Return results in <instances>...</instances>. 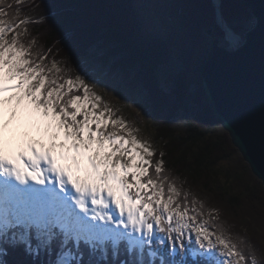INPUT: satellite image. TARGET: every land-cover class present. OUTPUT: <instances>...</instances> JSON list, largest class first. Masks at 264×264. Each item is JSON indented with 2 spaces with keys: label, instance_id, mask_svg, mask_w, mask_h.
<instances>
[{
  "label": "snow or ice",
  "instance_id": "1",
  "mask_svg": "<svg viewBox=\"0 0 264 264\" xmlns=\"http://www.w3.org/2000/svg\"><path fill=\"white\" fill-rule=\"evenodd\" d=\"M25 2L15 0L5 20L13 4L0 0V264L15 250L28 264H139L130 257L145 252H159V264H261L244 238L234 241L215 223L210 230L215 218L195 223L203 204L196 208L165 173L162 151L153 161L135 129L111 119L107 103L96 111L102 97L83 75L32 51ZM216 24L223 43L236 46L223 13ZM109 123L128 136L106 131Z\"/></svg>",
  "mask_w": 264,
  "mask_h": 264
},
{
  "label": "trees",
  "instance_id": "2",
  "mask_svg": "<svg viewBox=\"0 0 264 264\" xmlns=\"http://www.w3.org/2000/svg\"><path fill=\"white\" fill-rule=\"evenodd\" d=\"M170 1L178 29L168 34V40L182 64L180 71L168 77V91L160 88L157 71L161 63L171 58L160 38L141 32L140 17L132 0H26L19 7L22 9L20 18L27 15L33 20L27 25L28 35L24 40H35L33 52L47 53L45 63L55 58L60 67H67L75 77L79 72L77 60L90 55L92 47L102 48L99 59L104 64L111 61L113 69L128 78L131 75L132 86H142L156 146V154L151 159L158 160L159 153H164L165 173L175 177L183 191L198 196L188 199L198 201L196 208L202 203L204 215L208 211H221L222 197L228 194L239 211L248 199L253 205L258 199L264 205V186L214 118L202 90L198 68L208 56L211 37L208 29L211 35L222 40L220 29L214 23L213 5L210 0ZM7 3L13 4V8L7 9L9 15L3 17L5 20L15 15L17 7L15 0H7ZM220 11L239 35L250 27L252 16L241 0H220ZM24 27L21 25L17 31ZM221 43L224 45L223 41ZM192 86L196 89L195 95ZM185 107L192 108L193 113L181 122L177 119L178 113ZM221 161L228 163L221 167ZM149 171L154 172V165ZM244 197L245 201H241ZM189 207L191 209V204ZM193 214L190 210L189 215ZM224 215L228 216L226 212ZM225 216L219 214L214 223L222 225L230 235L243 238L240 231L232 229ZM262 239L258 244L253 239L252 242L264 250ZM256 256L264 264L263 257H258L257 253ZM5 258L8 264H28L30 260L19 250L12 251L11 255L6 253ZM130 258L139 264L147 261L159 264L161 260L159 252L154 257L145 252Z\"/></svg>",
  "mask_w": 264,
  "mask_h": 264
},
{
  "label": "rangeland",
  "instance_id": "3",
  "mask_svg": "<svg viewBox=\"0 0 264 264\" xmlns=\"http://www.w3.org/2000/svg\"><path fill=\"white\" fill-rule=\"evenodd\" d=\"M132 1L133 6L136 12L138 13V16L140 17L142 28L141 32L143 34H146L148 37L160 38V40L165 44L167 48L168 54L171 59L168 60V62L161 63L157 71V79L160 88L164 91H168L170 88V80H168V77L180 71L182 64L176 54L175 47L172 46V44L168 40V34H171L172 31L178 29L176 24V18L173 17V15L171 14V1ZM217 1L219 2L218 5H220V0ZM210 2L213 5V12H215L214 23L216 24L217 13L216 8L214 6L215 0H210ZM252 22L253 16L251 24ZM207 33L211 36V41L213 35H211L210 29H208ZM243 35H239L240 39L236 46H228L226 44L223 45L221 43L222 40L220 41V39H218L221 45L233 48L237 47L242 42ZM89 51L91 52L90 55H87L86 57L77 60L76 67L79 70L78 74L83 75L86 81L91 86L92 90L102 97V100L99 102V107L98 109H96V111L102 110L105 106V103H107L108 106L111 107L113 109V112L115 113V115H113L111 119H115L117 116L123 117L124 120L127 121L126 128L135 129L132 134L155 150L156 146L152 140L154 131L150 122V114L145 103V90L142 88L141 85L132 86L131 81L133 80H131V75L128 78L124 76L119 70L113 69L111 61L108 64H104L102 62L103 60L99 59V57L104 51L102 48L97 49L92 47ZM47 64L51 66V62L48 61ZM65 88H67V85H65ZM192 89L193 91H191L195 95V87L192 86ZM79 94L83 95L82 89H80ZM191 113H193L192 108H182L178 113L177 119L181 120L182 122L184 119L188 118ZM78 119H82V117H78ZM93 127L95 126L93 125ZM102 130L105 129L102 128ZM106 131H117L125 135L126 137L128 136V132L125 129H121L118 125L113 126L111 123H109ZM125 159H127V157H125ZM227 163V161H221L219 164L221 167H225ZM191 196L198 197L194 194H190V197ZM181 197L183 198V196ZM222 198L223 202L221 203V205L223 209H221V211H208L205 215L197 217V221L195 223L210 220V217L215 218L214 220H216L219 217V214L225 216L224 214L226 212L228 216L225 217L227 221L231 223L230 225L232 229L234 231H240L241 236H243V238L247 242V246L255 250L258 257L261 256V258L263 257L264 259V250L262 249V247L261 249H259L252 242V239L257 243L259 242L260 238H264V205L260 203L261 200H256L255 205H253L254 203L252 204V201L248 199L245 203L242 202L243 205L241 206L243 207L240 209L242 211H239V208H237L236 210V207L233 206L234 203L230 201L229 194ZM241 201H245V197L242 198ZM241 215L243 216L241 217ZM214 220H211L208 225V227L212 231H214V229H212L210 225L212 224V222L214 223ZM189 222L193 223L191 221ZM225 234L230 235L229 233H227V231ZM230 236L236 239L233 234ZM235 239L233 240L235 241ZM262 241L264 240L262 239ZM190 243L195 246V233H192Z\"/></svg>",
  "mask_w": 264,
  "mask_h": 264
},
{
  "label": "water",
  "instance_id": "4",
  "mask_svg": "<svg viewBox=\"0 0 264 264\" xmlns=\"http://www.w3.org/2000/svg\"><path fill=\"white\" fill-rule=\"evenodd\" d=\"M241 2L253 16L242 42L230 48L212 36L198 72L214 118L264 186V0Z\"/></svg>",
  "mask_w": 264,
  "mask_h": 264
},
{
  "label": "bare ground",
  "instance_id": "5",
  "mask_svg": "<svg viewBox=\"0 0 264 264\" xmlns=\"http://www.w3.org/2000/svg\"><path fill=\"white\" fill-rule=\"evenodd\" d=\"M214 4H215V7L218 8V1H217V0H215ZM219 10H220V5H219ZM220 13H221V12H220Z\"/></svg>",
  "mask_w": 264,
  "mask_h": 264
}]
</instances>
